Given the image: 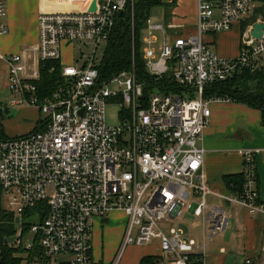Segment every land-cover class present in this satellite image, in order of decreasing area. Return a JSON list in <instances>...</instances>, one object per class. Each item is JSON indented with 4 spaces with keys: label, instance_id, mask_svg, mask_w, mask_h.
<instances>
[{
    "label": "built area",
    "instance_id": "obj_1",
    "mask_svg": "<svg viewBox=\"0 0 264 264\" xmlns=\"http://www.w3.org/2000/svg\"><path fill=\"white\" fill-rule=\"evenodd\" d=\"M264 0H197L193 33L173 32L175 24L147 19L143 59L156 81L169 78L182 92L164 88L145 94L135 69L100 82L98 48L108 41L118 13L128 0H97L94 10L42 13L39 41L31 64L24 51L6 57L11 104L33 106L48 114L39 128L0 138V185L9 197L19 223L39 234L40 250L28 264H93L92 231L98 217L123 210L128 223L121 249L110 264H121L124 248L159 241L161 254L154 264H204L207 241L229 224L225 209L208 203L215 195L228 203L264 217V196L258 189V159L264 147L239 149L244 178L241 191H214L203 171L207 150L200 145L210 124L211 103L206 99L212 82L225 80L238 67L256 68L264 54V30L255 38V23ZM8 15L7 0H0V19ZM247 21L240 54L220 56L206 35L229 31ZM172 30V31H171ZM8 33L0 22V39ZM76 41L92 51L70 64L62 63V45ZM59 62L60 65H47ZM30 64V65H29ZM59 67L62 82L49 94L40 92L42 69ZM119 75L130 76L121 91L111 84ZM121 99L117 124L107 121V107ZM201 219L204 240L188 237L183 228L163 222L179 218L191 208ZM29 211L28 217H23ZM24 219V220H23ZM29 223V222H28ZM22 227L15 236L22 244ZM33 241L26 244L30 249ZM264 255V240L261 248Z\"/></svg>",
    "mask_w": 264,
    "mask_h": 264
},
{
    "label": "crops",
    "instance_id": "obj_2",
    "mask_svg": "<svg viewBox=\"0 0 264 264\" xmlns=\"http://www.w3.org/2000/svg\"><path fill=\"white\" fill-rule=\"evenodd\" d=\"M163 1L169 3L171 0ZM7 7V17L0 19V22L3 21L8 27V33L0 39V100L7 92L11 93L6 57L24 51L30 64L35 58L39 41V15L47 12L94 10L97 7V0H7ZM173 13L172 24L186 26V31L182 33L195 31L197 0H177ZM257 16L264 21V4ZM244 23L247 21L236 22L229 31L207 34V43L222 57H237L247 26L244 28ZM73 45L67 43L62 45V63H65L64 58L67 60L70 54L75 60L71 52ZM260 65H264V54L260 59ZM211 110L210 124L200 142L207 150L203 171L214 191L233 193V188L229 185L230 180L233 176L241 174L243 169L239 149L264 147L261 112L243 103L231 101H213ZM258 189L264 196V154L258 159ZM217 198L222 202H212L208 199V203L225 209L229 224L224 232L218 234L219 238L214 237L207 241L204 264H264V255L261 251L264 240V217L252 215L238 204L228 203L219 196L215 197ZM191 201L193 205L191 208H184L182 216L177 219L165 220L163 228L168 232L171 226H179L188 237L202 243L204 240L202 222L194 212L199 200L192 196ZM174 221L176 223L172 224ZM127 223L128 216L123 210H113L106 217L95 219L92 231L93 264L113 262L121 249ZM161 252L159 241L129 245L123 250L121 264H142L144 258L158 259Z\"/></svg>",
    "mask_w": 264,
    "mask_h": 264
},
{
    "label": "trees",
    "instance_id": "obj_3",
    "mask_svg": "<svg viewBox=\"0 0 264 264\" xmlns=\"http://www.w3.org/2000/svg\"><path fill=\"white\" fill-rule=\"evenodd\" d=\"M165 5L167 7V18L171 5L163 0H128V6L124 11L118 13L115 25L110 34L107 48L102 61L98 65L100 72V82L110 79L113 75L122 71L135 69L138 78L143 82L145 94L148 95L155 89L164 88L174 92H182V88L176 86L169 78L156 81L146 69L143 59V32L146 27L147 19L150 18V10L154 6ZM132 6L134 9H132ZM247 23H244V28ZM58 66L59 62H50L47 65ZM47 68L42 69V79L39 83L40 92L49 94L55 90L62 77L59 67L56 71L50 72ZM206 99H229L231 102L243 103L249 107L259 109L261 112L262 124L264 125V65L256 68L238 67L236 71L227 79L219 80L208 84L204 90ZM39 124V123H38ZM36 125L35 129L39 128ZM2 129L0 118V138H9ZM243 174H237L231 178L229 185L233 191H241L243 188ZM1 187V185H0ZM0 188V264H28L39 252V234H35L33 246L27 249L24 240L20 246L13 247L9 239L16 236L18 228L22 227V238L30 226L26 221L16 222L13 212H10L1 205ZM45 215L46 211L43 212ZM29 211L23 217H28ZM39 218V217H38ZM24 220V219H23ZM23 247V248H22ZM23 253V254H22ZM156 258H144L142 264H154Z\"/></svg>",
    "mask_w": 264,
    "mask_h": 264
},
{
    "label": "rangeland",
    "instance_id": "obj_4",
    "mask_svg": "<svg viewBox=\"0 0 264 264\" xmlns=\"http://www.w3.org/2000/svg\"><path fill=\"white\" fill-rule=\"evenodd\" d=\"M176 1L177 0H171L168 4L171 5V9L169 10V17L167 18V7L165 5H158L152 7L150 10V18L153 22L155 23H173V17H174V7H176ZM132 2H135V0H132ZM195 6H196V1H195ZM132 9L133 6H132ZM195 11V9H194ZM195 13V12H194ZM197 14V13H196ZM195 14V15H196ZM191 24V23H190ZM176 25V24H175ZM177 27L173 28V32L176 33H182L186 31V26H182L180 24L176 25ZM195 26V25H194ZM188 27V25H187ZM172 31V30H171ZM147 31L143 32V35L146 34ZM108 41H103L101 46L98 48V53H97V64L99 65L100 62L103 59V56L105 54L106 48H107ZM144 44V42H143ZM73 50L71 51L74 54V59H79L82 57V53H88L92 51L93 46L90 45L89 47H86L84 44L80 43L79 41H76L73 45ZM65 64H70L73 61V57L70 55L67 56V60L64 58ZM130 76L126 75H119L117 80H115L111 84V89L113 91H121L125 86H127V81ZM15 96L7 92L6 95H3L1 98V105H0V118H1V124H2V129L5 132V134L15 137L16 135H23L26 134L32 130L35 129L36 125L41 121L45 120L48 117V114L43 113L38 110V108L33 107V106H19V105H13L11 104V100L14 99ZM36 108V109H35ZM122 105H121V99H115V102L112 104H109L107 107V121L109 124H117L120 121L121 117V111H122ZM6 110L8 112H6ZM1 188V187H0ZM214 197V198H213ZM216 196L214 195H209L208 199L209 201L212 202H219L221 203L222 201L219 200L218 198L215 199ZM1 205L3 208L6 210L10 211L9 208V197L4 194L3 192L1 193ZM1 210V209H0ZM1 214V212H0ZM41 220V217H31L28 220V225L30 226L31 223H37ZM176 222H172V224H175ZM1 224V222H0ZM201 222L199 225V231L201 230ZM35 234L33 233L30 229L26 230L25 235L23 236L24 240V245L26 248V244L29 243L30 241H34ZM220 235V234H219ZM219 235H216V238H219ZM13 247H16V242L11 243ZM33 246V245H32ZM31 246V248H32ZM23 248V247H22ZM30 248V249H31ZM28 249V248H27ZM23 254V253H22ZM27 262H24L23 264H26Z\"/></svg>",
    "mask_w": 264,
    "mask_h": 264
},
{
    "label": "water",
    "instance_id": "obj_5",
    "mask_svg": "<svg viewBox=\"0 0 264 264\" xmlns=\"http://www.w3.org/2000/svg\"><path fill=\"white\" fill-rule=\"evenodd\" d=\"M263 30H264V23H255L254 24V28L252 30V35L255 37V38H261L262 35H263ZM20 221V217L17 216L16 217V222L19 223ZM16 240L15 236L11 237L9 239V242L12 243Z\"/></svg>",
    "mask_w": 264,
    "mask_h": 264
}]
</instances>
